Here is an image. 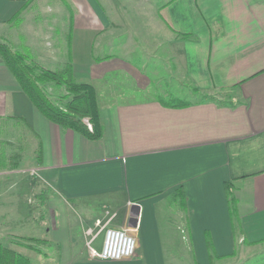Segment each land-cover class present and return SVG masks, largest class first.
<instances>
[{
  "label": "crops",
  "instance_id": "1",
  "mask_svg": "<svg viewBox=\"0 0 264 264\" xmlns=\"http://www.w3.org/2000/svg\"><path fill=\"white\" fill-rule=\"evenodd\" d=\"M12 36L46 69L73 63L96 89L104 133L92 140L47 119L0 54V187L16 196L11 219L37 225L4 245L30 264H184L170 255L181 245L189 264L261 254L264 0H0V43ZM155 61L197 97L232 90L235 101L172 105ZM112 213L137 254L93 259L86 229Z\"/></svg>",
  "mask_w": 264,
  "mask_h": 264
},
{
  "label": "trees",
  "instance_id": "2",
  "mask_svg": "<svg viewBox=\"0 0 264 264\" xmlns=\"http://www.w3.org/2000/svg\"><path fill=\"white\" fill-rule=\"evenodd\" d=\"M0 54L23 91L47 119L81 133L89 139L102 138L104 127L96 89L91 83L78 81L75 78L71 61L57 70L42 69L38 65L28 63L23 53L14 50L5 42L0 43ZM48 83L66 88L67 95L64 96L61 104L52 98L47 89ZM185 104L182 101L172 100V105ZM233 197L231 195L234 204ZM235 226L236 232L239 231L237 221ZM28 241L40 242L39 239L34 238H29ZM0 264H30V260L27 256L0 242Z\"/></svg>",
  "mask_w": 264,
  "mask_h": 264
},
{
  "label": "rangeland",
  "instance_id": "3",
  "mask_svg": "<svg viewBox=\"0 0 264 264\" xmlns=\"http://www.w3.org/2000/svg\"><path fill=\"white\" fill-rule=\"evenodd\" d=\"M12 33L14 34V29L12 31ZM130 33V32H128ZM12 46H14V50L17 49H21L20 44H16L15 43V37L12 36ZM135 39H138L137 37ZM134 44V43H133ZM135 48L136 47H143V45L139 44L137 45L134 44ZM20 47V48H19ZM18 51V50H17ZM22 51H27L22 49ZM20 52V51H19ZM22 53V52H21ZM24 54V53H23ZM147 54V53H146ZM146 54H144L143 52L141 53V61L144 60ZM25 55V54H24ZM27 57V61L30 64H35L40 66L42 69L44 67H42L40 64H38L37 62H35L33 59H29L27 55H25ZM143 56V57H142ZM156 64L158 65L159 69L162 70L163 72V76L158 78V76H154V78L156 77L158 80H155V82L158 83L160 86L164 87V90H173V94L175 99H181V100H195L196 99V95H194L188 85H186L185 83H182V80L179 79V77L174 76V72L175 67L172 65L170 67H166L167 65H163V63H159L158 61H155ZM46 69V68H44ZM151 69V67H150ZM57 70V69H55ZM170 88H167V86H170ZM47 89L49 91V93L51 94L52 98L55 99L58 103H62V99L64 98V96L67 95V90L64 86H59L57 84L54 83H48L47 84ZM195 92H198L199 96L197 97L198 100L203 99V98H211L215 101L218 102H230L231 99H233V91H228V90H217V91H211V92H206V91H199L196 90ZM170 100L171 97H167ZM235 101V99H233ZM27 176V175H26ZM1 179H7L6 177H0ZM2 181V180H1ZM0 191L1 193H3L2 198L0 200V207L1 209L4 211V215L1 219H0V241L6 245H11L10 240H12V238L14 237L13 235L11 236V234L13 233L11 230H18L21 228L26 234H32L33 230L36 229L37 225L35 224V222L31 219V220H15V219H11V207H12V203L14 201V199L16 198V196H13V194L8 193V187L4 185V183L2 184V186L0 187ZM33 199V198H32ZM100 210V209H99ZM8 212V213H7ZM78 213L73 214L75 215L76 218H79L78 214L81 215V212L77 210ZM7 213V214H6ZM6 214V215H5ZM19 226V227H18ZM79 227V226H78ZM102 238H103V234H102ZM95 245V244H94ZM96 246V245H95ZM264 247L260 248L257 251H262L260 252L261 254H258L248 260H243L241 259H232L230 261H223L222 263H217V264H260L259 262L264 261ZM45 252H48L51 257V259H58L57 256V251L56 248L54 246L52 247H45L44 249ZM170 255H175L174 257H178V259L181 261V263L184 264H189L190 261L188 260V258H190L191 256V252L187 249V247H183L181 245V249L174 251L172 253H170ZM64 257H66V252L64 253ZM243 260V261H242ZM240 261H242L241 263H239ZM47 264H63V263H47Z\"/></svg>",
  "mask_w": 264,
  "mask_h": 264
},
{
  "label": "built area",
  "instance_id": "4",
  "mask_svg": "<svg viewBox=\"0 0 264 264\" xmlns=\"http://www.w3.org/2000/svg\"><path fill=\"white\" fill-rule=\"evenodd\" d=\"M117 213H112L106 221L98 219L94 227L86 229L87 247L90 257L98 260L117 261L134 257L138 250V239L134 231L126 226H116L112 220ZM103 234L102 248L95 247V240Z\"/></svg>",
  "mask_w": 264,
  "mask_h": 264
},
{
  "label": "water",
  "instance_id": "5",
  "mask_svg": "<svg viewBox=\"0 0 264 264\" xmlns=\"http://www.w3.org/2000/svg\"><path fill=\"white\" fill-rule=\"evenodd\" d=\"M136 207H138V206L136 205ZM137 217H138V212L137 213H132V218H134V220H135L134 226L136 224Z\"/></svg>",
  "mask_w": 264,
  "mask_h": 264
}]
</instances>
